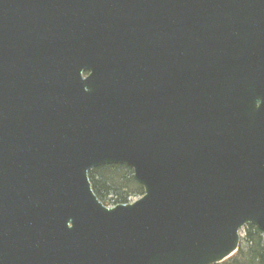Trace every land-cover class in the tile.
Wrapping results in <instances>:
<instances>
[{"label":"water","instance_id":"water-1","mask_svg":"<svg viewBox=\"0 0 264 264\" xmlns=\"http://www.w3.org/2000/svg\"><path fill=\"white\" fill-rule=\"evenodd\" d=\"M126 165L106 207L89 172ZM264 233V0H0V264H220Z\"/></svg>","mask_w":264,"mask_h":264},{"label":"trees","instance_id":"trees-1","mask_svg":"<svg viewBox=\"0 0 264 264\" xmlns=\"http://www.w3.org/2000/svg\"><path fill=\"white\" fill-rule=\"evenodd\" d=\"M94 192L106 205L129 203L134 194L142 196L143 187L134 178L131 168L126 165H107L89 172ZM240 249L221 264H264V234L254 226L245 230Z\"/></svg>","mask_w":264,"mask_h":264},{"label":"rangeland","instance_id":"rangeland-1","mask_svg":"<svg viewBox=\"0 0 264 264\" xmlns=\"http://www.w3.org/2000/svg\"><path fill=\"white\" fill-rule=\"evenodd\" d=\"M141 198V196H136V195H132L131 196V198L129 199V203H131V202H134V201H137V200H139ZM241 237H243V239L246 237L245 236V231H243L242 233H241Z\"/></svg>","mask_w":264,"mask_h":264}]
</instances>
